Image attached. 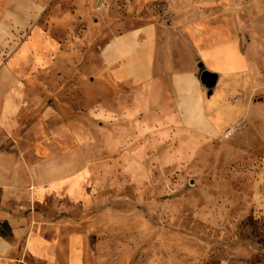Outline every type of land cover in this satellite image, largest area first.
<instances>
[{
    "label": "crops",
    "instance_id": "obj_1",
    "mask_svg": "<svg viewBox=\"0 0 264 264\" xmlns=\"http://www.w3.org/2000/svg\"><path fill=\"white\" fill-rule=\"evenodd\" d=\"M135 1L136 21L104 0H0V264H86L123 204L114 179L237 178L231 0L166 21ZM79 23L89 39L67 40Z\"/></svg>",
    "mask_w": 264,
    "mask_h": 264
},
{
    "label": "rangeland",
    "instance_id": "obj_2",
    "mask_svg": "<svg viewBox=\"0 0 264 264\" xmlns=\"http://www.w3.org/2000/svg\"><path fill=\"white\" fill-rule=\"evenodd\" d=\"M139 1H144L150 14L166 21L174 16L173 5L179 6L184 0ZM196 1L211 5L218 0ZM104 3L106 7L115 4L119 8L115 17L123 13L136 21L141 11L135 0ZM125 6L131 7L127 13L123 11ZM137 25L126 21L117 33ZM79 26L80 23L73 24L67 29V40L89 39L91 35L80 32ZM196 174L191 170L190 175L181 178L172 171H153L135 187L110 177L114 182L104 196L121 198L123 204L117 208V221L103 234L107 238L94 240L90 231L86 264H219L236 258L234 253L240 252L238 198L229 194L238 188V179L214 189L204 181L200 186ZM218 192L227 196L222 200L214 198Z\"/></svg>",
    "mask_w": 264,
    "mask_h": 264
},
{
    "label": "water",
    "instance_id": "obj_3",
    "mask_svg": "<svg viewBox=\"0 0 264 264\" xmlns=\"http://www.w3.org/2000/svg\"><path fill=\"white\" fill-rule=\"evenodd\" d=\"M200 79L202 81H208L212 85V83L215 81V75L207 71H202Z\"/></svg>",
    "mask_w": 264,
    "mask_h": 264
},
{
    "label": "trees",
    "instance_id": "obj_4",
    "mask_svg": "<svg viewBox=\"0 0 264 264\" xmlns=\"http://www.w3.org/2000/svg\"><path fill=\"white\" fill-rule=\"evenodd\" d=\"M7 227L5 223L0 224V236H5L4 228Z\"/></svg>",
    "mask_w": 264,
    "mask_h": 264
}]
</instances>
